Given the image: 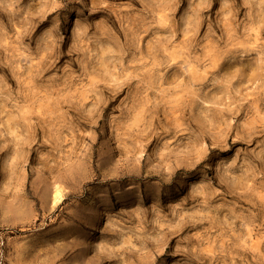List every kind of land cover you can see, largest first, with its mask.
Here are the masks:
<instances>
[{
    "label": "rangeland",
    "instance_id": "1",
    "mask_svg": "<svg viewBox=\"0 0 264 264\" xmlns=\"http://www.w3.org/2000/svg\"><path fill=\"white\" fill-rule=\"evenodd\" d=\"M0 264H264V0H0Z\"/></svg>",
    "mask_w": 264,
    "mask_h": 264
}]
</instances>
